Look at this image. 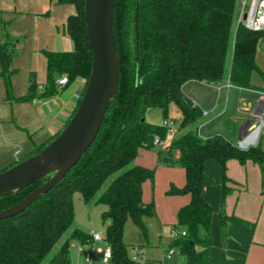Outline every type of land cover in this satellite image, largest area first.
I'll return each instance as SVG.
<instances>
[{
	"label": "trees",
	"instance_id": "1",
	"mask_svg": "<svg viewBox=\"0 0 264 264\" xmlns=\"http://www.w3.org/2000/svg\"><path fill=\"white\" fill-rule=\"evenodd\" d=\"M59 2L76 9L65 23L74 49L45 51L46 84L38 93L37 85L32 82L29 98L54 95L59 89L57 79L66 75L68 83L84 81L81 99L90 76L92 54L84 18L85 0ZM237 12L238 0H116L118 92L96 139L65 178L23 212L0 220V264H41L74 221L73 193L80 191L84 201L90 202L113 175L116 176L97 198V202L108 207L102 213L103 220L110 221L105 236L112 248L108 264H138L129 255L130 244L124 241L126 223L130 219L139 229V240L144 241L148 237L147 219L154 218L156 212L154 203H145L142 198V185L154 178V169L136 164L135 159L141 148L155 146V136L166 139L167 130L148 121L147 112L160 108L165 116L172 101L182 112L183 127L196 125L177 134L165 152H158L165 164L182 166L186 173L185 185L173 186L168 193L191 197L177 212L176 227H183L186 235H179L173 244L180 248L187 264H210L211 221L215 209L202 195L206 162L210 159L219 164L221 171L219 219L223 234L226 235L228 223L254 231V223L223 211L231 191L227 185L231 181L227 176V162L230 159L241 164L252 161L259 166L264 180L261 145L264 131L259 142L246 149L220 134L203 137L198 129L203 109L187 93L190 85L217 86L227 81L236 87L264 92V88L251 83L252 73L258 70L256 51L264 39V30H250L237 23L233 31ZM13 45L11 38L0 44L1 76L9 97L12 96L9 68ZM51 140L37 146L29 156ZM50 177L47 175L24 189L1 196L0 211L24 199ZM89 239L90 234L75 228L46 264H71V242L84 243Z\"/></svg>",
	"mask_w": 264,
	"mask_h": 264
},
{
	"label": "crops",
	"instance_id": "2",
	"mask_svg": "<svg viewBox=\"0 0 264 264\" xmlns=\"http://www.w3.org/2000/svg\"><path fill=\"white\" fill-rule=\"evenodd\" d=\"M75 10L73 5L60 3L59 0H0V44L6 38L14 40V53L9 68L11 97L7 94L5 80L1 76L0 60V172L29 157L37 146L56 137L78 106L84 86V81L81 79L65 86H58V91L50 97H28L32 82L37 85L38 93L46 84L45 51L74 49V43L66 33L65 23L68 16L75 13ZM197 86L191 94L193 101L203 109L204 115L198 125L203 137L220 134L208 129L213 128L210 126L213 123H224L228 128V135L236 138L238 134L236 141H232V138L226 135L225 137L237 144L242 136L256 128L262 114L260 100L264 92L233 85L227 86L225 83L217 86L209 84ZM242 119H247L244 125H240L243 123ZM261 145L264 148V138ZM144 150V148L139 150L135 163L154 168L156 173L161 174L159 178L165 176L161 191L164 188L167 193L171 185L178 188L185 185L186 173L182 166L157 167L156 170L153 166L155 163L157 165L159 154H150L151 161L147 162ZM215 163L217 162L213 159L206 162V182L202 188L203 197L215 209L211 221L212 245L209 249V262L210 264H264V180L261 170L252 161L241 164L236 159H230L227 162V176L231 179L227 185L231 191L225 199L223 211L227 215H235L254 223L255 228L254 231H250L234 223H228L226 235H224L219 219L221 172L220 176L210 177L208 170L212 167L215 170ZM150 183L148 179L142 185V198L145 203L152 201L150 200ZM190 198L189 194L167 195L166 209L160 210L157 207L156 216L147 219L146 223L157 219L162 224L171 225L174 228L173 232L177 231V212L189 203ZM180 228L184 229L181 226ZM138 234V228L132 230L133 237L128 244L134 248L135 252L129 255L138 264H148L139 258L142 257L145 240L140 241ZM177 237L178 235L175 234L174 240ZM99 242L94 243L99 244ZM102 242L101 246L104 245V241ZM77 244H82V250L79 249L78 252L81 261L75 262L72 249H76ZM91 247L92 241L88 243L72 241L69 249L71 264H82L85 261V253L90 251ZM176 247L180 256H176L174 247L165 249L163 246V258L171 259V261L165 262L158 259L154 260V263L187 264L186 257L177 245ZM170 250L173 252L169 255ZM95 256L100 254L93 251L90 264Z\"/></svg>",
	"mask_w": 264,
	"mask_h": 264
},
{
	"label": "water",
	"instance_id": "3",
	"mask_svg": "<svg viewBox=\"0 0 264 264\" xmlns=\"http://www.w3.org/2000/svg\"><path fill=\"white\" fill-rule=\"evenodd\" d=\"M116 0H85L84 18L92 54V68L78 106L61 132L39 152L0 172V197L17 192L38 179L51 175L41 186L18 203L0 211V220L23 212L36 199L54 188L96 139L120 80V67L114 37ZM261 101V112L264 107ZM262 114L258 126L261 129ZM246 126V125H245ZM252 132L241 137L237 146L246 149L244 141Z\"/></svg>",
	"mask_w": 264,
	"mask_h": 264
},
{
	"label": "rangeland",
	"instance_id": "4",
	"mask_svg": "<svg viewBox=\"0 0 264 264\" xmlns=\"http://www.w3.org/2000/svg\"><path fill=\"white\" fill-rule=\"evenodd\" d=\"M236 26H237V22L235 21L233 24V31L236 29ZM256 63L258 66V70L254 71L252 73L251 83L255 86L264 88V39L262 41H260L258 46H257ZM195 85L197 86V84H195ZM196 86H192V85L187 86V93L192 98H193V95L191 94V92L196 89ZM197 88H198V86H197ZM255 115H256V117H258L257 114H255ZM165 116H164V114L160 108H151L147 112L148 121H150L154 124H157V125H161L163 120L165 118H168V119L173 120L174 127L176 129V133H167L166 139L164 140L165 146L162 144H159V145H155L151 149H145L144 150L147 162L151 161V157L149 156L150 154L158 155V152L160 150H163L165 152V148L171 143V141L177 136V134L182 133L188 129H194L196 127V125L183 127V125L181 124L182 119H183L182 112L179 109L178 105L174 101L170 102V104L168 106L167 115H165ZM246 120L247 119H242L243 123L240 125H244L246 123ZM258 124L259 123L256 124V127L258 126ZM210 126L213 128L208 129L209 131L218 132V133L222 134L223 136L226 135L228 137H231L232 141H236L237 140L236 138H238V134H236L237 135L236 138L232 137L231 135H228L229 134L228 128L226 125H224V123L223 124L222 123H213ZM263 131H264V127L262 126V128L260 130L259 138H260V135ZM259 138H258V140H259ZM258 140H257L256 144L258 143ZM166 166L167 167H170V166L173 167V165H167L161 159L159 160V158H158L157 165L155 163V165L153 167H155L157 170V167H166ZM208 170H209L210 177H213L215 175L220 176L221 171H220V168H219L217 163H215V170L213 169V167L208 169ZM160 175L161 174L159 172L156 173V171L154 169V178L149 179L151 181V183H150V198L151 199L150 200H152L151 202H153V199H154L153 203H154L156 212H157V207L160 210L166 209L167 206L165 204V197L167 195H174V194H169L168 193L169 190L166 193V189H164V188L161 191V186L163 184V181L165 180V176L163 175V176H161V178H159ZM115 176L116 175H113L112 177L108 178L105 181L102 188L97 193L96 197L90 202L84 201L83 196L80 193V191L77 190L73 193V204H74V213H75L74 221H73L72 225L70 226V228L67 230V232L63 235V237L55 244V246L53 247V249L51 251V254L56 252V250L61 246V244L66 239L67 235H69V233L74 228H81L82 230H84L90 234L92 232H100L104 237L106 236L107 222H105L103 220L102 213L105 210H107L108 207L106 204L97 202V198L106 189V187L109 185V183L111 182V180ZM173 186L174 185H171V187H173ZM263 194H264V187H263ZM177 228L178 229H176L177 231H175V232L180 233V231L182 229L180 227H177ZM134 229H137V228L133 224V222L129 219L126 223L125 230H124V241H126L127 243L133 237L132 236V230H134ZM147 229H148V237H147V239H145V245L142 248V257L141 256L139 257L141 261L143 260L146 263L148 262V264H156V263H154V260H158V259L163 260L165 262L166 261L170 262L171 259H168V258L164 259L163 258L164 248L168 249L170 247H174L176 250V256H180L178 248L176 247V245L173 244L175 232L172 231V230H174V228L171 225L162 224L156 219L155 221H153V222L151 221L150 223L147 224ZM86 242H84V243H86ZM81 243H83V242H81ZM102 244H103V242L100 241L99 244L94 243V246L95 247L101 246ZM163 246H164V248H163ZM78 252H79V244L76 245V249H72V254H73L75 262L81 261L80 260L81 257L79 256ZM128 252H129V254L132 255L135 252V250L132 246H129ZM77 253H78V255H77ZM51 254L46 259H44L41 262V264H46L48 258L51 256ZM103 261L104 260L102 259L101 255L95 256L93 261H92V264H106V262L104 263Z\"/></svg>",
	"mask_w": 264,
	"mask_h": 264
},
{
	"label": "built area",
	"instance_id": "5",
	"mask_svg": "<svg viewBox=\"0 0 264 264\" xmlns=\"http://www.w3.org/2000/svg\"><path fill=\"white\" fill-rule=\"evenodd\" d=\"M237 23H241L250 30H264V0H238ZM68 82L69 79L66 75H62L57 79V84L59 86H65L68 84ZM225 84L227 86L231 85L228 81ZM262 97L264 98V93ZM262 117L263 121L261 122V128L262 126L264 127V107L262 111ZM161 125L167 130V133H176L173 120L165 118ZM154 144H162L165 146L164 140L161 139L158 135L154 138ZM175 234H177L178 236H184L186 235V230L183 229L180 231V233L178 232ZM91 241V250L85 253V261L82 264H90L93 251L100 254L105 262H109L112 256V248L106 238L100 232H92L87 243ZM97 241H104V245L95 247L94 242ZM79 249L82 250V244H79ZM172 252L173 250H170L168 251V254L170 255Z\"/></svg>",
	"mask_w": 264,
	"mask_h": 264
},
{
	"label": "bare ground",
	"instance_id": "6",
	"mask_svg": "<svg viewBox=\"0 0 264 264\" xmlns=\"http://www.w3.org/2000/svg\"><path fill=\"white\" fill-rule=\"evenodd\" d=\"M260 130L261 129H258L256 131L252 132L251 134H249L248 137L246 138V140L244 141V144L249 145L253 142H256V140H258L257 138L259 137Z\"/></svg>",
	"mask_w": 264,
	"mask_h": 264
}]
</instances>
